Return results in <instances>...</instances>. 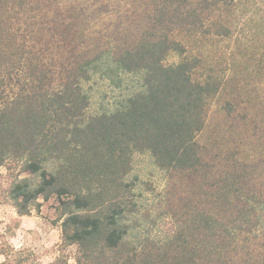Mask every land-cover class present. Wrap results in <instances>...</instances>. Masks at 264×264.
Returning <instances> with one entry per match:
<instances>
[{"label":"trees","instance_id":"obj_1","mask_svg":"<svg viewBox=\"0 0 264 264\" xmlns=\"http://www.w3.org/2000/svg\"><path fill=\"white\" fill-rule=\"evenodd\" d=\"M139 1L134 29L97 32L89 0H0V167L17 169L4 201L21 218L54 200L47 264H68L69 249L75 264H264V196L244 169L198 184L199 204L162 237L134 174L136 156L193 179L206 170L199 135L225 79L176 36L252 48L264 15L256 0ZM9 230L0 264H43Z\"/></svg>","mask_w":264,"mask_h":264},{"label":"rangeland","instance_id":"obj_2","mask_svg":"<svg viewBox=\"0 0 264 264\" xmlns=\"http://www.w3.org/2000/svg\"><path fill=\"white\" fill-rule=\"evenodd\" d=\"M93 3L95 6L88 17L97 32L108 27L134 29L139 24V0H89L90 5ZM256 3L258 8L254 10L264 15V0H256ZM241 33L235 34L240 36ZM176 37H183L190 52L202 56L205 66L224 75L225 81L210 102L206 126L199 135L206 170H201L193 179L186 174L163 172L147 156L135 157L134 174L145 199L142 213L150 217L148 225L152 236L156 237L176 229L189 202L199 204L198 197L192 193L198 190V184L204 191L209 190L213 177L233 164L246 171L255 189L264 196V56L261 55L264 41L246 48L241 46L245 43L241 37L237 40L217 38L211 42L179 34ZM16 172L17 169L8 171L0 167V228L11 230L10 242L16 249H30L41 263L47 264L59 253L60 228L55 223V202L40 200V213L32 211L29 216L18 218L15 209L3 198ZM200 202L205 204L204 197ZM16 220L20 222L14 230ZM74 254L75 249L67 251L68 264H75Z\"/></svg>","mask_w":264,"mask_h":264},{"label":"clouds","instance_id":"obj_3","mask_svg":"<svg viewBox=\"0 0 264 264\" xmlns=\"http://www.w3.org/2000/svg\"><path fill=\"white\" fill-rule=\"evenodd\" d=\"M2 259H3V258H2V257H0V261H2Z\"/></svg>","mask_w":264,"mask_h":264}]
</instances>
